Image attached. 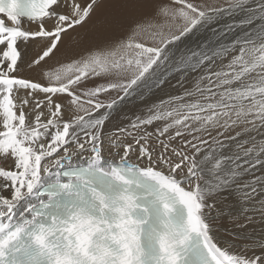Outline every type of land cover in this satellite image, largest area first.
Wrapping results in <instances>:
<instances>
[{
	"label": "snow or ice",
	"instance_id": "obj_1",
	"mask_svg": "<svg viewBox=\"0 0 264 264\" xmlns=\"http://www.w3.org/2000/svg\"><path fill=\"white\" fill-rule=\"evenodd\" d=\"M0 264H264V0H0Z\"/></svg>",
	"mask_w": 264,
	"mask_h": 264
},
{
	"label": "bare ground",
	"instance_id": "obj_2",
	"mask_svg": "<svg viewBox=\"0 0 264 264\" xmlns=\"http://www.w3.org/2000/svg\"><path fill=\"white\" fill-rule=\"evenodd\" d=\"M237 19H239V17H237ZM233 20H236L235 17H233L231 19L225 17V18L221 19V21L218 24L211 25L212 29L213 28L217 29V34L214 36L213 32H212V37L210 39L211 40L210 46L215 44V42H216V40H217V38H218V36H219V34L221 32H225L226 33L222 37V42H228L231 39H233L236 35H239V33H240L239 29L236 30L235 32H227L226 26L228 24L232 23ZM180 46H182V45H180ZM187 46H188V44H187ZM189 49H190V47H189ZM23 74L26 75V76H28V75L35 76L36 75V73H34V72L33 73H29L27 71H25ZM175 83H176V81L173 80L172 84L175 85ZM166 91L170 92L171 94H178L180 89H178L176 87H172V88H167ZM160 98H163V93L156 92L152 97H150V99H149V101L147 103H154ZM144 107H145V103H141L139 101L126 102L125 105L123 106V108L117 114L114 115V118H113L111 124L109 125V127L111 128L113 125H116V124L127 123L129 120L133 119L136 115H139L141 113L142 109H144ZM217 235L222 236V232L221 233H217Z\"/></svg>",
	"mask_w": 264,
	"mask_h": 264
},
{
	"label": "rangeland",
	"instance_id": "obj_3",
	"mask_svg": "<svg viewBox=\"0 0 264 264\" xmlns=\"http://www.w3.org/2000/svg\"><path fill=\"white\" fill-rule=\"evenodd\" d=\"M235 19H237V17H235ZM211 29V30H210ZM240 34V33H239ZM211 37H212V26H210L207 29L202 30L201 32H199L198 34H196L195 36L191 37L190 39L186 40L184 44H181L182 46H180L182 49L183 47H187L190 49L194 48H198L200 45L208 43L209 45L211 44ZM194 40V41H193ZM191 41V42H190ZM210 42V43H209ZM197 43V44H196ZM188 44V46H187ZM199 44V45H198ZM193 46V47H192Z\"/></svg>",
	"mask_w": 264,
	"mask_h": 264
}]
</instances>
